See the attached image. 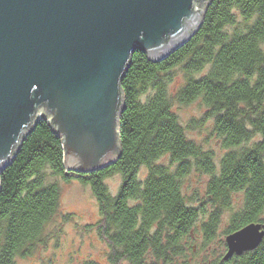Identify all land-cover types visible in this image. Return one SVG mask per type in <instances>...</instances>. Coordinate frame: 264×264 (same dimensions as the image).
<instances>
[{
  "label": "trees",
  "instance_id": "obj_1",
  "mask_svg": "<svg viewBox=\"0 0 264 264\" xmlns=\"http://www.w3.org/2000/svg\"><path fill=\"white\" fill-rule=\"evenodd\" d=\"M181 68L185 83L174 95L168 92L174 69ZM149 87L151 98H141ZM124 109L120 114L119 161L87 178L105 217L104 234L128 264H147L151 254L165 261L182 253V241L191 237L198 218L181 194L180 178L193 161L206 172L214 170L211 154L190 141L173 112L180 104L201 99L214 120V131L228 153L209 192L219 206L228 207L231 195L242 192V212L232 217L227 234L251 223H264V0H212L200 29L166 59L153 62L143 50L130 59L121 82ZM252 147L235 150L250 142ZM164 155L177 165L151 167L141 184L137 171ZM64 174L61 138L41 120L28 133L15 159L0 174V264H14L41 235L58 208L59 188L47 184L46 171ZM122 175L118 195L111 198L104 179ZM76 175V174H75ZM130 202L132 204L130 205ZM219 223L214 213L203 226L211 240ZM264 225V224H263ZM220 264H264V242L254 251Z\"/></svg>",
  "mask_w": 264,
  "mask_h": 264
},
{
  "label": "water",
  "instance_id": "obj_2",
  "mask_svg": "<svg viewBox=\"0 0 264 264\" xmlns=\"http://www.w3.org/2000/svg\"><path fill=\"white\" fill-rule=\"evenodd\" d=\"M211 1L0 0V174L42 119L61 138L66 169L116 161L131 56L169 57L200 29ZM263 240L261 223L229 234L224 261Z\"/></svg>",
  "mask_w": 264,
  "mask_h": 264
},
{
  "label": "rangeland",
  "instance_id": "obj_3",
  "mask_svg": "<svg viewBox=\"0 0 264 264\" xmlns=\"http://www.w3.org/2000/svg\"><path fill=\"white\" fill-rule=\"evenodd\" d=\"M172 75V81L167 84L171 96L186 81L181 68L174 69ZM154 93L153 88L149 87L142 93L141 98L146 101ZM172 109L186 137L202 151L211 154L214 170L206 172L193 161L188 174L180 178L179 184L185 204L198 212L197 221L190 233L191 237H186L182 241V253L179 256L174 257L171 254L166 262H158L149 254L146 257L147 264H220L227 262L223 259L227 252V232L231 226L232 217L242 212L244 195L242 192L232 194L228 207L219 206L220 203L210 195L212 177L219 174L221 160L228 151L223 146L222 139L215 133L214 120L207 114V108L201 99L188 104H180L173 100ZM259 140L260 136L254 135L250 142L244 143L235 150L252 147ZM120 157L112 164L96 171L66 169L64 160L65 176L55 175L50 170L46 171L47 184H54L59 188L58 208L45 225L39 238L16 256L14 264H128L124 258L118 257L120 251L104 234L105 217L101 212L97 196L88 184L89 182L86 181L87 178H84L85 182H83L79 181L76 178L78 176L75 175L87 176L100 172L115 165ZM157 166L166 167L171 173L177 167L170 156L164 155L151 166L140 165L137 171L138 181L142 184L147 179L151 167ZM122 183L123 178L119 172H112L105 177L104 186L111 198L118 195ZM214 213L219 214V223L214 237L206 240L203 226ZM260 219L264 221V213Z\"/></svg>",
  "mask_w": 264,
  "mask_h": 264
},
{
  "label": "bare ground",
  "instance_id": "obj_4",
  "mask_svg": "<svg viewBox=\"0 0 264 264\" xmlns=\"http://www.w3.org/2000/svg\"><path fill=\"white\" fill-rule=\"evenodd\" d=\"M42 120H45V119H42ZM40 121H41V120H40ZM40 121H39V122H40ZM45 121H46V120H45ZM46 122H47V121H46Z\"/></svg>",
  "mask_w": 264,
  "mask_h": 264
},
{
  "label": "flooded vegetation",
  "instance_id": "obj_5",
  "mask_svg": "<svg viewBox=\"0 0 264 264\" xmlns=\"http://www.w3.org/2000/svg\"><path fill=\"white\" fill-rule=\"evenodd\" d=\"M77 175V174H76Z\"/></svg>",
  "mask_w": 264,
  "mask_h": 264
}]
</instances>
